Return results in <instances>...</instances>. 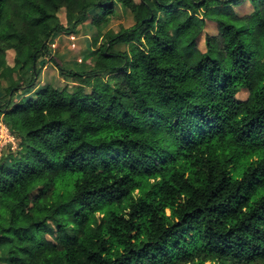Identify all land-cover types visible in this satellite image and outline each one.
I'll list each match as a JSON object with an SVG mask.
<instances>
[{
  "label": "trees",
  "instance_id": "16d2710c",
  "mask_svg": "<svg viewBox=\"0 0 264 264\" xmlns=\"http://www.w3.org/2000/svg\"><path fill=\"white\" fill-rule=\"evenodd\" d=\"M45 56L73 91L37 87ZM4 83L0 264H264V0H0Z\"/></svg>",
  "mask_w": 264,
  "mask_h": 264
},
{
  "label": "rangeland",
  "instance_id": "374dc122",
  "mask_svg": "<svg viewBox=\"0 0 264 264\" xmlns=\"http://www.w3.org/2000/svg\"><path fill=\"white\" fill-rule=\"evenodd\" d=\"M251 7L248 2H244L242 6L236 8L237 13L244 15L251 12ZM58 19L62 25L66 24L65 11L62 9L58 14ZM132 25V21L130 20V16L128 13L122 12V10H118L115 17H112L110 23H108L103 29L102 34L106 32L117 33L120 27L127 28ZM209 35H217V29L214 24H207L204 29V34ZM97 30L90 26L89 23H85L77 29V32L71 37H66L64 35H55L50 42V53L51 57L54 56L56 59H60L64 68H68L70 70L76 71L79 65L85 66L86 69L91 67V60L89 55L86 53H81L83 55L77 56L78 50H84L86 48L91 47L92 39L96 36ZM204 34H202L201 39L198 42V48L204 52ZM71 39L74 44H71L68 40ZM99 42H102L100 39ZM78 49V50H77ZM82 52V51H81ZM13 52L7 51L6 60L9 66L13 65ZM90 62V63H89ZM36 67L38 69V77L37 79V87H42L45 84H50L56 88H64L66 87L68 91H73L76 84L72 82L71 79L63 77L59 71L55 68L54 63H51L50 57L45 56L43 58H39ZM8 83H4V85L0 86V96L6 95V87ZM26 89H23L24 91ZM89 89L87 88L86 91ZM32 93V92H31ZM29 93V94H31ZM247 97L246 91H241L237 98L239 100H245ZM20 96L16 97V100H19ZM0 120V124H1ZM0 156L7 152V150H15L17 147V141L2 127H0ZM136 196V193H135ZM52 229L54 226L52 225ZM48 239L51 240L50 236H47Z\"/></svg>",
  "mask_w": 264,
  "mask_h": 264
},
{
  "label": "built area",
  "instance_id": "2783aa9c",
  "mask_svg": "<svg viewBox=\"0 0 264 264\" xmlns=\"http://www.w3.org/2000/svg\"><path fill=\"white\" fill-rule=\"evenodd\" d=\"M0 127H2V129H4L6 132H8L7 128L1 123ZM1 131V130H0ZM9 133V132H8Z\"/></svg>",
  "mask_w": 264,
  "mask_h": 264
}]
</instances>
